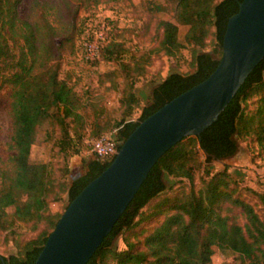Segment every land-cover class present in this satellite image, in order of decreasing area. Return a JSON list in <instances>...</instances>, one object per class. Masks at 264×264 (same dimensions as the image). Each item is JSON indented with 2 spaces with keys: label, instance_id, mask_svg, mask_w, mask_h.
<instances>
[{
  "label": "trees",
  "instance_id": "obj_1",
  "mask_svg": "<svg viewBox=\"0 0 264 264\" xmlns=\"http://www.w3.org/2000/svg\"><path fill=\"white\" fill-rule=\"evenodd\" d=\"M22 1L0 0V89L10 88L11 118V154L0 161V228L8 229L15 222H32L33 228L45 222L48 228L26 240L18 253L1 254L6 264H33L60 216L48 212L49 196L66 191L69 202L114 157H92L82 173L69 180L66 176L59 178L47 162L30 159L39 127L45 122L57 127L63 146H75L87 128L94 137L111 133L118 148L139 121L216 67L227 20L241 0H170L174 20L159 21L162 32L158 44L131 53L128 59H120L127 51L120 41L112 39L98 45V56L101 53L107 60L120 59L122 115L114 124V132L106 131L112 123L103 118V107L93 106L91 119L87 118L82 111L86 100L60 74L63 55L75 50L80 11L102 0H28L21 14L18 7ZM179 23L188 25L184 42L178 37ZM209 35L214 37V46L208 50L204 47ZM185 46L190 50L191 70L171 71L158 79L141 114L132 119L139 103L135 81L147 72L151 55L161 51L175 56ZM105 76L109 88L119 87L115 72ZM252 95H256L255 108L248 112L243 102ZM246 136L264 151V56L214 122L200 135L179 140L157 159L85 264H211L213 246L237 253L239 264H264V195L263 213L259 214L251 203L234 194L232 175L226 166L214 173L207 171L200 187L193 186L195 168L201 163L197 148L205 152L206 162L222 160L234 155L238 138ZM165 174L186 178L189 190L177 193L166 200L165 207L153 211L164 217L146 232L141 244L126 237V248L118 249L116 238L123 230L133 228L141 209L165 190ZM231 205L241 209L246 219L243 224L224 212Z\"/></svg>",
  "mask_w": 264,
  "mask_h": 264
},
{
  "label": "rangeland",
  "instance_id": "obj_2",
  "mask_svg": "<svg viewBox=\"0 0 264 264\" xmlns=\"http://www.w3.org/2000/svg\"><path fill=\"white\" fill-rule=\"evenodd\" d=\"M28 0L19 4V12L24 13ZM162 19L174 20V11L170 0H102L81 10L78 17V33L75 40V50L66 53L61 59L60 74L67 77L75 89L86 100L82 109L88 119H91L92 108H104L103 118L112 123L106 131L116 130L115 122L121 118L119 98L123 84L118 61L128 59L131 53L144 49H151L158 44L161 36L159 21ZM188 28L186 24H178V37L184 42V35ZM120 41L127 51L117 59H104L99 56L94 59L86 58L87 42H97L98 45L109 40ZM214 37L209 35L204 49H212ZM191 55L188 46L182 47L175 56H168L163 52H154L151 55L147 72L135 81V90L139 96V103L134 108L131 118L136 120L141 114L143 105L149 100L152 87L157 80L165 77L171 71L187 72L191 70L189 64ZM115 72L119 84L118 88H109V81H105V73ZM119 74V75H118ZM10 88L3 86L0 89V161L6 160L11 154L10 135L11 118L8 112ZM93 101V102H92ZM256 95H252L243 102L245 111L255 108ZM76 137V136H74ZM94 137L89 128L83 131L75 146L59 142L60 133L57 127L45 122L38 129L37 138L31 146L30 159L45 161L59 178L69 179L84 170L86 161L95 157L91 151L90 140ZM67 141V140H66ZM237 152L222 160L205 161V152L197 148V156L201 161L195 168L193 186L200 187L207 171L210 173L222 170L225 166L232 175L231 186L235 188V195L253 205L255 210L263 213L262 196L264 195V151L257 145L251 136L238 138ZM67 169V170H66ZM67 173H65L66 171ZM166 188L150 200L136 218V224L131 229L123 230L116 238L118 249L126 248L125 238L141 244L143 236L152 227L159 223L164 215L153 211L159 206L165 207L167 199L189 190L190 182L186 178L165 174ZM68 204L66 191H60L57 196H49L48 212L52 215L61 214ZM226 205V204H225ZM8 212L13 208L8 207ZM230 219L243 224L246 219L241 209L231 205L224 210ZM142 216L144 218H142ZM55 216H53L54 218ZM57 221V220H56ZM32 222H15L8 229L0 228V254L9 255L18 253L22 244L37 236L43 228H48L45 222L32 227ZM52 230V229H51ZM50 230V231H51ZM237 253L213 246L211 264H239Z\"/></svg>",
  "mask_w": 264,
  "mask_h": 264
},
{
  "label": "water",
  "instance_id": "obj_3",
  "mask_svg": "<svg viewBox=\"0 0 264 264\" xmlns=\"http://www.w3.org/2000/svg\"><path fill=\"white\" fill-rule=\"evenodd\" d=\"M263 56L264 0H241L227 20L216 67L136 124L111 162L68 202L33 264H85L157 159L214 122Z\"/></svg>",
  "mask_w": 264,
  "mask_h": 264
},
{
  "label": "built area",
  "instance_id": "obj_4",
  "mask_svg": "<svg viewBox=\"0 0 264 264\" xmlns=\"http://www.w3.org/2000/svg\"><path fill=\"white\" fill-rule=\"evenodd\" d=\"M98 56V43L87 42L86 58L94 59ZM91 151L94 156L100 159H109L117 151V140L111 133H103L92 137L90 140Z\"/></svg>",
  "mask_w": 264,
  "mask_h": 264
}]
</instances>
